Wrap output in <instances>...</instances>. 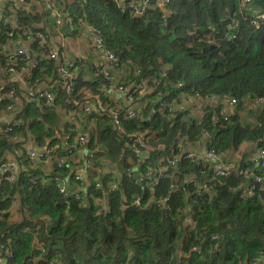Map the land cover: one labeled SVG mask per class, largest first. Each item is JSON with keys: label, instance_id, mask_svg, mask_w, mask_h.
<instances>
[{"label": "trees", "instance_id": "trees-1", "mask_svg": "<svg viewBox=\"0 0 264 264\" xmlns=\"http://www.w3.org/2000/svg\"><path fill=\"white\" fill-rule=\"evenodd\" d=\"M50 1L73 20L68 36L90 28L102 39L103 49L117 58L112 73H122L124 93L140 109L121 127L107 117L92 125L97 114L89 116L88 148L105 153L96 154L92 179L83 182L78 198L60 191L71 168L53 163L46 169L44 157L0 178V264H264V183L254 180H264V102L256 104L264 99V27L250 23L252 12H264V0L247 6L242 0H152L142 14L127 7L137 0ZM31 10H17V26L0 20L5 69L17 64L2 53L12 42L28 38L44 53L51 47L48 29L38 24L49 11ZM40 33L49 39L46 47ZM76 68L73 93L54 61L33 70L35 79L49 74L52 83L61 82L51 88L58 98L26 103L13 132L0 127V166L18 147L8 134L25 130L39 146L51 138L49 147L66 154L61 138L74 145L77 128L62 120L58 106L80 118L85 103L99 96L108 109L127 115V107L108 100L113 80L105 79L103 65L88 57ZM87 73L94 75L91 81ZM6 95L1 110L12 103ZM131 135L145 136L136 152ZM180 141L184 147L203 141L202 153L196 152L201 156L254 148L237 161L238 173L216 176L213 165L183 155ZM103 160L109 163L102 166ZM158 169L166 174L160 177ZM146 172L151 179L139 181Z\"/></svg>", "mask_w": 264, "mask_h": 264}, {"label": "crops", "instance_id": "crops-1", "mask_svg": "<svg viewBox=\"0 0 264 264\" xmlns=\"http://www.w3.org/2000/svg\"><path fill=\"white\" fill-rule=\"evenodd\" d=\"M38 1L39 2H37L36 4H33L29 0H25L23 2L20 0H0V20L6 21L7 23L12 24L13 26H17L15 25V23H18L17 10L19 11L21 7H23L24 11L29 10V8L32 9L31 10L32 13L33 12L44 13L45 11H49L48 16L45 17V20L38 22V24H40L41 27L48 29V36L50 37V41H51V47L49 51H46L45 53L41 50L32 48L31 42L28 38L25 40H19L14 43L12 42L3 49L4 51L2 53L11 58H13L20 50H28L27 57L20 56L18 58L17 64L20 62L21 65L19 67H15L17 71L14 72L9 71V68L11 66H8L7 69L0 66V86H4V91L0 92V94H2L3 97H6L7 96L6 94H8V96H10V98L12 99V103L7 105L6 109H2V110L0 109V127L1 128L3 127L2 130L3 132H7L5 130L6 129L5 127L8 126L9 124L16 126L15 117L18 115V113H20L23 110L26 103H30V102L40 103L42 101L44 102L47 101L49 103L54 102L53 100L38 98L39 93L49 90L52 91L53 89L51 88H53L56 83H61V82L54 81L52 83L54 76L49 74H46L45 80L35 79V76L32 73L34 69L36 68L38 69L41 67L43 61H54L55 64L58 65V67L60 66V60L49 59L50 53H52L53 51H57L61 59L63 58V60H70L75 62V69H74L75 77L80 76V72H77L76 61L81 62L86 60L88 57H92L94 59V62L97 63L99 66L104 64V60L101 57V50L96 47L97 46L96 35L93 29L86 28L84 31L76 32L74 35L68 36L67 33L70 32V30L68 29V27H70L68 19L64 17L62 25L57 24L59 17H57L56 14L60 12L58 6L55 3H53L51 6H48L47 4H44V2H42L41 0ZM48 21H50L49 22L50 24L46 25ZM51 24L52 26L50 27ZM39 35H43L45 37V42H43L40 39ZM39 35L38 37L41 40V44L45 45L46 47V44H48L49 42L48 37L43 33H40ZM34 60H39L40 64L38 67H36V65L32 63V61ZM17 64L13 66H18ZM43 70H46V68H44ZM93 76L94 75H92L91 73L89 74L87 73L85 79L91 81ZM121 78H122V73H120L116 68L113 72V84L110 88V92L107 95L109 96L108 100L110 101L116 100V104L117 103L122 104L124 105V107L128 108L127 115L122 116L124 120V119H130L129 113L131 111H135L137 115V111L140 109V104L138 105L132 102L126 96V94L124 93V87L123 90H118L116 88V86H122ZM9 86L12 87V89L7 93L8 90L7 87ZM56 98L58 97L56 96ZM85 104H86L85 115L84 116L80 115V118L75 112L71 110L69 111V113H64L65 109H63L62 106H58V109L60 113L63 114L62 120L64 122L66 120L67 122L69 121L72 122L71 120L72 115H76L79 118L78 121L74 123L77 128L76 129L77 135L75 139L81 134L89 135L91 137V143H92V136H91L92 126L91 124L82 122V117L86 116L87 110L91 107L95 108L97 112L101 111L100 109L110 110L117 108L108 109V106H105L103 104V101H101L99 96L93 97L90 103L88 102ZM117 110L119 111V109ZM232 110H233L232 108H229L228 112ZM94 124L95 121H93L92 125ZM25 131H26L25 135H23L24 133L20 134L19 132H16V135L14 136L8 134L10 141L14 145L17 144L18 147L15 151L11 150L7 153V155L5 156L6 161L3 163L15 162L16 160H18V157L24 156L28 150H36L37 152L42 153V150L48 148L56 151L55 148L49 147V144L52 142L51 138H47V144L45 146H39L35 137L33 136V134H31V131L30 130L29 131L25 130ZM61 140L65 144V142H67L69 138L68 137L66 139L61 138ZM202 144L203 141H200L198 143H192L191 146L186 145L185 151L187 152V150L190 151L191 149H193L199 154H201L203 151ZM253 148H254L253 145H249L247 147L246 146L243 147L241 151L235 153L233 151L229 152L220 157V162L222 163L227 162L228 164H232L235 162L233 164L234 166L233 169H235L238 166L236 164L237 161H240L243 158L244 154L250 153L253 150ZM93 149H100V148H93ZM86 151H87L86 148L84 149L83 146H81L78 149L80 155L77 154V156L74 158L76 164L85 162ZM57 156H61L59 155V152H57ZM39 160L40 159H38L37 161ZM53 163L56 162L55 161L45 162V168L46 169L51 168ZM106 163L109 162L103 160L102 166L105 165ZM93 169L90 173H84L83 169L75 166L76 174L84 175L85 180L87 181L92 179V175L94 172ZM69 187L74 188L76 187V184L70 181ZM106 204L107 202H104L103 205L106 206ZM188 218L191 221L190 217ZM15 219H20V215L17 212V210L15 211Z\"/></svg>", "mask_w": 264, "mask_h": 264}, {"label": "built area", "instance_id": "built-area-1", "mask_svg": "<svg viewBox=\"0 0 264 264\" xmlns=\"http://www.w3.org/2000/svg\"><path fill=\"white\" fill-rule=\"evenodd\" d=\"M20 1H25V0H20ZM152 0H137V1H133L131 3L128 4V8L139 13H145L147 11V9L150 6ZM46 4L48 6H51L53 4L52 1L50 0H45ZM242 4L244 5H249L251 4V0H242ZM61 12V11H60ZM58 13L56 14L58 18L57 24L58 25H62L63 23V18L65 17L62 13ZM250 23L253 27V29H261L264 27V12L261 11H254L251 13L250 15ZM68 22H69V29H71V27H73V20L68 18ZM235 24H238V21L235 22ZM15 25H20V22L18 21V23H15ZM96 35V42H97V48H99L101 50V57L104 60V69L103 72L105 74V79H111L113 80V73H112V69L115 67V64L117 62V58L116 56L109 51L108 49L104 50L103 46H102V39L97 35ZM40 39L45 42V37L43 35H39ZM28 54V50H20L13 58H11L12 60L10 62H14L16 63L18 58L20 56H25L27 57ZM49 59L51 60H60V66L58 67V71L61 77H63L64 79H69V86H70V92L73 93L75 91V62L70 61V60H63V58H60V55L57 51H53L52 53L49 54ZM32 63H34L36 65V67L39 66V60H34L32 61ZM9 71H17V69L14 66H11L9 68ZM113 82V81H112ZM116 88L118 90H123V86H116ZM4 91V86H0V92ZM40 99H49V100H53L54 98H56V94L54 91H44L42 93H39V97ZM5 99V97H3L2 94H0V105L2 103V101ZM200 99V98H199ZM203 100V99H202ZM203 102L205 104H209V103H213V101L211 99H205L203 100ZM258 102H264V99H259L257 100V105ZM233 104V103H231ZM101 111H96L95 108H89L87 110V114L85 117H82V122H86L89 123V116L91 114H97V116L92 119V122H100L101 120H104L105 117L108 118V121L110 122V124L113 127H121V123L123 122V117L121 115V113L117 110V109H110V110H105V109H100ZM136 112L135 111H131L129 113V117L130 119H134L136 117ZM78 117L76 115H72L71 116V120L73 123H76L78 121ZM7 132H13L14 131V125L13 127H11L10 125L5 127ZM9 130V131H8ZM145 136L144 135H131L130 136V144L129 146L131 147V149L133 151L136 152L137 148L139 147V145L142 143V141L144 140ZM91 144V137L89 135H79L74 142V145H70L69 141L65 142V147H66V155L65 156H57V151L53 150V149H44L42 150V153L37 152L36 150H28L26 152V154L24 156L21 157L20 160H16L13 163H3L0 166V178L4 175H6L8 172L15 174L20 167H25L27 166V162H34L37 161L38 159H40L41 157L45 158V162H56L60 167H68L71 168V172H70V177H66V178H62L61 179V186H60V191L61 193H66L68 192L71 196H75V197H80V192L82 189L85 188V185H83V182L86 181L84 175L81 174H76L75 171V166L83 169L84 173H90L94 167L93 161L94 158L96 157V154L98 152H100V154H104L105 151L103 149H91L88 148ZM182 144V142L180 141V145ZM83 146V148H86V159L85 162H81L79 164L75 163L74 158L79 154L78 149ZM76 147V148H75ZM186 147V146H185ZM185 147L183 146V144L181 145L182 148V154L185 155L188 153V155L186 157H196L197 159L201 160L204 163H207L209 165H213L214 169L216 170V176H227L230 175L232 171H234L233 167H229L227 166L225 163L227 162H220V157L217 155V153L214 150H209L207 151L204 156H200L196 153V151L190 152L187 150V152L185 151ZM262 157H264V154H261ZM144 162V161H143ZM95 163V161H94ZM231 165V164H229ZM171 166L173 168L176 167L175 163H171ZM157 174L161 177L162 175L166 174V170L163 169H158ZM151 172H146L144 173L141 177H139V181H143L144 179H151ZM13 178V176H12ZM71 178H73V180H71ZM157 177L155 179H152V181H156ZM256 182H261L262 184L264 183V180L260 177H255L254 179ZM35 182L37 181V179L34 180ZM74 182L76 184V187L71 188L69 187V182ZM80 184L81 187L78 185ZM103 186V185H102ZM101 184L98 182L96 183V187L98 189H102ZM113 190H117V184L114 183L112 185ZM198 195H201L202 193H197ZM166 201L164 199H161L159 201V203L164 204ZM136 204H140L139 200L135 201ZM104 201L100 202V205H103ZM108 207H104V211L105 213H107ZM193 251H197V248L194 247ZM2 255V253H0V256ZM10 257L13 256L12 253H10L9 255ZM49 264H60L58 263L56 260H52L49 262ZM251 264H256V263H251Z\"/></svg>", "mask_w": 264, "mask_h": 264}, {"label": "water", "instance_id": "water-1", "mask_svg": "<svg viewBox=\"0 0 264 264\" xmlns=\"http://www.w3.org/2000/svg\"><path fill=\"white\" fill-rule=\"evenodd\" d=\"M239 169H240V166L238 165V166L234 169V172H235V173H238V172H239Z\"/></svg>", "mask_w": 264, "mask_h": 264}, {"label": "rangeland", "instance_id": "rangeland-1", "mask_svg": "<svg viewBox=\"0 0 264 264\" xmlns=\"http://www.w3.org/2000/svg\"><path fill=\"white\" fill-rule=\"evenodd\" d=\"M127 7H128V5H127ZM9 125H11V124H9ZM9 131V130H8Z\"/></svg>", "mask_w": 264, "mask_h": 264}]
</instances>
